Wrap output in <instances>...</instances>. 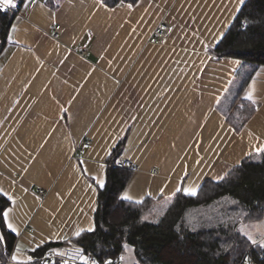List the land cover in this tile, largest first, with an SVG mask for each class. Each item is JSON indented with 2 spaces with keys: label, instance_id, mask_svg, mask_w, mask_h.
Here are the masks:
<instances>
[{
  "label": "crops",
  "instance_id": "obj_1",
  "mask_svg": "<svg viewBox=\"0 0 264 264\" xmlns=\"http://www.w3.org/2000/svg\"><path fill=\"white\" fill-rule=\"evenodd\" d=\"M240 7L239 0H137L107 8L64 0L53 10L45 0L25 2L0 54V189L17 201L15 248L23 252L56 241L49 238L58 229L70 234L88 226L97 207L93 176L106 179L123 137L118 157L134 166L121 195L132 202L170 197L178 186L198 191L255 151L249 132L264 143V65L232 105L228 88L242 61L212 52ZM161 20L170 30L155 41ZM254 82L255 104L246 99ZM124 262L137 264L133 257Z\"/></svg>",
  "mask_w": 264,
  "mask_h": 264
},
{
  "label": "trees",
  "instance_id": "obj_2",
  "mask_svg": "<svg viewBox=\"0 0 264 264\" xmlns=\"http://www.w3.org/2000/svg\"><path fill=\"white\" fill-rule=\"evenodd\" d=\"M27 0H16V7L0 11V54L8 43L10 28ZM64 0H45L56 10ZM106 0L109 7L120 2ZM217 57L240 59L228 91L232 105L259 66L264 65V0H245L233 22L212 48ZM125 145L123 137L113 149L106 169V184L97 190L93 215L96 230L73 237L72 242L85 253H93L97 264L125 254L123 245L132 248L137 264H243L249 257L264 264V248L252 244L240 231L242 224L264 219V153L252 151L233 165L224 179H206L195 196L182 191L170 197H147L142 203L121 201V192L132 177L133 169L115 164ZM235 201V203H233ZM166 203L160 210L158 206ZM10 202L0 195V209ZM163 212V215L157 216ZM147 220L142 222V218ZM158 221V222H153ZM4 243L0 260L6 261L15 249L17 236L0 225ZM69 247L52 241L30 253L41 258L50 248ZM60 260H55L59 264Z\"/></svg>",
  "mask_w": 264,
  "mask_h": 264
},
{
  "label": "snow or ice",
  "instance_id": "obj_3",
  "mask_svg": "<svg viewBox=\"0 0 264 264\" xmlns=\"http://www.w3.org/2000/svg\"><path fill=\"white\" fill-rule=\"evenodd\" d=\"M98 6L100 8H107L108 5L106 3V0H97ZM245 3V0H239V4L242 6ZM16 7V0H0V11H6L9 8H15ZM129 8L132 7L131 4L128 5ZM239 11V8L237 9ZM16 31L15 26H12L10 28V32ZM89 37L91 36V33L88 34ZM9 40H12V36L9 35L8 37ZM14 43H18V41H12ZM255 81V78H253ZM255 90V82L251 85H249V92L248 95L246 96V99L252 101L253 104L256 103V101L253 99L252 92ZM70 103V102H69ZM62 112H67L66 108L61 107L60 109ZM257 111L259 108L256 109ZM249 135L253 136L257 140V145L255 147V151L257 153H264V143H260L261 138L255 136L254 133L249 132ZM87 147V146H86ZM175 147V145H173ZM250 155V154H249ZM202 162V158L199 160L195 161V164H200ZM83 163V161L81 162ZM100 170L103 172V170L106 168V165L101 163L99 165ZM24 171H27L25 169ZM85 172H87V169H85ZM155 175V174H153ZM188 172H187V166L185 165V170H184V177H187ZM227 176V173L225 174ZM225 176L218 177V179H224ZM93 180L96 184V186L100 189H103L106 184V179L102 178L100 176H93ZM183 183V181L181 182ZM89 190L95 191L89 186ZM22 191L24 193L28 192V188H23ZM163 191V189H161ZM176 192H183L185 195H191L195 196L197 194V191L195 188H183L181 186H178L175 190ZM0 195H3L7 198V200L10 202V207L0 209V225L4 226L7 230L11 231L12 233H15L17 236H19V229L18 227L11 221V213L13 211V207L17 201L16 198L9 194L8 192L4 191L3 189H0ZM57 197L62 199V196L59 192L56 193ZM174 195V194H173ZM119 199L121 201H131L132 197L128 195L127 193L122 194ZM137 203H142L141 201H137ZM235 203V201H233ZM89 208L91 210H95L94 206V201L89 203ZM80 213L86 215L84 213L83 209H80ZM163 215V212L160 213ZM144 220H147V217L142 218V222ZM153 222H158V221H153ZM96 230L95 222L93 220H90L88 223L87 227H75L74 231H71L70 234L64 233L63 229H58L56 233L53 234V237H50L49 239H55L57 242L64 243L66 245H69L68 248L61 249V248H50L47 253L44 254V256L41 258L44 262V264H56L55 260L53 259L54 257H59L60 261L59 264H97L96 260L90 259L89 255L85 253V250L82 247H78L76 244L72 242L73 237H80L82 233H93ZM240 231L247 236L248 240L254 244L258 245L261 248H264V239H254L251 235L248 233L244 232L243 229H240ZM4 236L3 234H0V244L4 243ZM45 243V241H40L39 243L35 244V246L30 247L26 250H23L22 252V246L17 245L13 254L11 255V260L13 261V264H40V261L36 260L33 255L27 254V253H35L38 248L42 246V244ZM123 248L125 251H131L132 249L130 246L125 243L123 245ZM120 261H124L125 257L122 255L120 256ZM103 264H113V261L111 259H107L103 262ZM243 264H250V258L249 257H244L243 259Z\"/></svg>",
  "mask_w": 264,
  "mask_h": 264
},
{
  "label": "built area",
  "instance_id": "obj_4",
  "mask_svg": "<svg viewBox=\"0 0 264 264\" xmlns=\"http://www.w3.org/2000/svg\"><path fill=\"white\" fill-rule=\"evenodd\" d=\"M9 9H11V8H9ZM9 9H7V10H9ZM60 28H61L60 25H56L53 28L52 37L54 39L59 38ZM169 30H170V24L168 23V21L161 20L156 25V27L154 28L152 37H153V39L155 41H162L164 39V37L167 35V33L169 32ZM83 145H84V147H86V146L89 147L90 140H86ZM79 149H80V146H77L76 150H79ZM115 164L118 165V166H120V167L130 168V169H132L133 166H134L130 159H125V158H122V157L116 158L115 159ZM61 249H63V248H61ZM48 251H46V253ZM87 255H89L90 259L96 260L93 253L89 252V253H87ZM53 259L54 260H60L59 257H54ZM41 261L44 264V262H43L42 259H41ZM112 261H113V264H124V262L123 261H120L119 258L112 259ZM0 264H13V261L11 260V257H10L6 261L0 260ZM140 264H145V263H140Z\"/></svg>",
  "mask_w": 264,
  "mask_h": 264
},
{
  "label": "rangeland",
  "instance_id": "obj_5",
  "mask_svg": "<svg viewBox=\"0 0 264 264\" xmlns=\"http://www.w3.org/2000/svg\"><path fill=\"white\" fill-rule=\"evenodd\" d=\"M230 99H232V97ZM163 206H166V203L161 204V206H158V208L162 210L164 208ZM159 215L160 213L157 216ZM240 229H243L244 232L251 235L254 239H264V219L255 223L242 224ZM123 256L125 257V261H129L133 257L131 251H126ZM124 264L126 263L124 262Z\"/></svg>",
  "mask_w": 264,
  "mask_h": 264
}]
</instances>
